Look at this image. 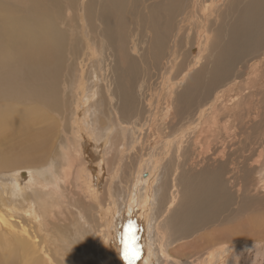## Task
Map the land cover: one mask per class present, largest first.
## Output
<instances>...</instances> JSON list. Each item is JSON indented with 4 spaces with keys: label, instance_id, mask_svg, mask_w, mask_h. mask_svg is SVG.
I'll list each match as a JSON object with an SVG mask.
<instances>
[{
    "label": "bare ground",
    "instance_id": "6f19581e",
    "mask_svg": "<svg viewBox=\"0 0 264 264\" xmlns=\"http://www.w3.org/2000/svg\"><path fill=\"white\" fill-rule=\"evenodd\" d=\"M128 11H133L137 19H130L126 22L123 14ZM71 15L78 17L80 19L78 25L82 26L81 46L79 43L81 52L79 53L78 48H73L80 55L79 61L74 63L75 67L80 69L79 72L81 71L79 75L82 80L81 84L85 80L91 82L94 70L98 69L105 83L103 88L112 108V112L108 115L104 109L107 100L100 97L96 103L102 111V116L97 122H91L92 109L87 110L84 116L85 122L80 123L84 131L83 138L89 144L96 141L109 145L110 153L111 149H117V140L121 134H124V131L129 136L130 134L136 136L139 132L141 135L143 133L146 135L147 131L148 138L153 136H156L155 139L160 138L156 142L150 140L148 146L150 145L152 149L148 157L151 159L146 160L141 167H137L140 168L138 171H141L139 177L143 174L146 177L141 179V184L147 186L146 189H151L157 177L151 173L152 170L156 172L162 170L161 175H167L168 180L171 177V174L167 173L168 168L175 161H178L177 171L182 165L185 168L189 166L191 171H195L202 165L206 167L211 161L221 165L228 163L225 157L230 155L232 149L238 148L237 145H241L239 141L241 133L238 132L241 126L236 124L238 120L234 124L220 121L221 111H230L234 109L233 106L242 108L239 104L245 103L247 95L241 97L239 95L247 92L246 86L251 87L252 82L257 79L264 80L260 76L264 72V54L253 59L252 63H248V58L257 53L255 50L261 52L264 49V0H25L24 3L19 0H0V223L4 222L0 225V244H10L6 250L1 252L3 256L0 257V264H92L93 262L96 264L95 252L101 256V250L110 243L114 264H124V260L120 257L122 248L117 241L120 239V231L122 229L127 231L128 227L125 225L131 222L134 225L137 242L141 247V255L137 264H184L185 256L181 253L185 252L186 246L180 242L190 238L198 228L201 229L219 218V213L225 210L226 204L230 205L232 201L233 194L229 191L233 188L237 190L240 185L235 181L238 175L235 174V179V176H232L233 181L228 180L233 187L228 191L224 186L228 183L227 181L224 183V180L218 177L205 178L204 174L198 175V180L185 185V198L178 203L177 208L169 217H166L165 213L168 212L165 210L175 206L177 197L173 195L171 201L167 200L166 191L167 187L170 188V184L163 181L159 188L161 201L159 200L154 212L150 211L151 206L148 204L147 197L142 200L135 198L134 192H124L122 196L119 192L116 198L120 202L115 201L117 203L115 214H118L116 216L114 214V219L110 220V224L113 225L111 228L115 229L114 232L112 231L113 234L109 232L105 236L97 230L96 232L81 213L77 217L82 225H78L72 213L73 202L82 208L96 201L101 206L99 203L107 191L111 189L109 195L112 197L116 186L112 183L114 179L109 160V164L102 165L96 172L90 171V187L85 192L86 183H88L85 177L89 174L88 169L82 168V165L92 164L80 158L73 159L71 156L73 150L70 153L71 149L68 152L64 149L65 157L62 163L66 166L59 169L55 166V159H53L56 157L53 156L57 153L56 148L53 154H50L52 151L50 145H55L58 149L62 138L64 144L71 143L70 122L74 120L72 119L74 116L71 101L75 102V95L71 97V99L74 98L72 100L69 96H67L69 99L63 96L64 92H66L65 95L68 93L64 86L62 87L65 91L61 88V82H59L62 75L61 70H67L66 66L65 69L61 67L66 47H64L66 35L63 27H72L74 20ZM61 16H67L66 19L69 21H63L64 18ZM214 17L216 24H220L216 31L217 34L226 29L227 40L216 54L215 49L211 54V59L208 61L212 66L204 64V67L198 70L197 68L203 65L206 59L205 53L208 51L207 45L210 43L209 35H211L208 27L214 23ZM148 18L151 19L146 23L145 20ZM126 23L131 25V29ZM150 24L153 26H149ZM187 27L195 31L193 32V46L190 50L193 55L187 57L190 61L186 70L187 74L181 81L172 83L170 75L175 66L180 65L181 42L188 30ZM72 29L70 33L74 32ZM154 29L157 34L154 33ZM214 31L215 29L212 32ZM129 41L131 46H129ZM146 42L155 50V55L154 52H150L149 59L145 51L143 53L141 51V47ZM68 46L70 47V44ZM160 60H165V63L161 62L162 65L156 66ZM186 61L183 62L184 65ZM148 65L151 69L154 65L156 69L157 67L163 69L159 87L149 86L148 93L151 92L149 98L147 94L142 95L140 92L145 87L142 74L148 69ZM71 74L74 76L76 72L75 74L71 72ZM68 81L71 83V80L66 82L65 79V84ZM76 83L79 84V82ZM73 84L69 87L75 91ZM181 85L184 86L179 93ZM87 88L89 89L88 86ZM67 90L72 91L68 88ZM74 91L72 92L75 93ZM71 93H69L70 96ZM252 95L255 96L253 93ZM83 99L85 103L88 101L86 96ZM233 101L235 102L231 103ZM194 107L197 108L194 109ZM253 113H250L251 116ZM254 116L256 120L260 115L256 113ZM170 118L178 119L179 122L171 121ZM143 120L144 124H140L139 122ZM127 122H133L134 130H131V133L122 129L128 124ZM46 124L48 125L43 128L42 125ZM119 145L124 146L125 144L120 143ZM73 149L76 150V147ZM245 152L248 150L245 149ZM251 153L249 158L242 156L244 161H249L250 164L254 152ZM258 153V163H260L261 171L264 172V148ZM254 155L253 157L256 158ZM57 158L60 157L57 156ZM86 158L90 159L89 152ZM129 177L131 179L130 174ZM118 178H120V173L117 175ZM245 178L243 177L244 180ZM25 180L28 182L26 189L23 188ZM172 181L175 187L176 179ZM132 182L133 179H131V184ZM229 183L227 184L228 189L230 188ZM6 184L14 186V189L13 186L10 187L14 194L12 193L13 195L9 198L1 195L3 191L8 196L11 192ZM249 187L248 192L251 196H260L262 193L259 194V190L264 189V173L252 186L249 184ZM27 189L30 192H26ZM241 189L243 191V186ZM93 190H100V192L95 194ZM262 196L264 197V193L260 197ZM256 200L255 203L258 201ZM109 203H111L109 205L114 204L112 200H109ZM262 204H259L260 208ZM163 205L165 207H162ZM101 208L104 213L106 206L103 204ZM241 208L245 210L247 205ZM241 208L239 209L242 210ZM244 213L239 214L241 217L237 216V218H249L247 217L249 213L246 212V216ZM15 216L24 219L22 221L24 223H21L22 227H17L13 223L12 219ZM113 220H119V223ZM250 220L251 218L248 221ZM245 221L248 222L244 218L241 223L245 224ZM253 222L256 223V221ZM259 225L263 226V224ZM233 226L229 223L230 228ZM249 228L251 229V224ZM263 228L264 226L261 227ZM219 231L221 233V230ZM223 231L222 233H225ZM261 232L264 233V230ZM222 233L218 234L222 235ZM257 234L259 235L260 231ZM246 236L244 234L243 238L247 240L243 243L240 233L232 234L229 239L231 242L227 244L232 250L240 248L238 246L242 244L250 249L264 239L262 238L264 235L260 236L259 241L255 240L254 235L252 237L250 233ZM222 237H218L217 241L219 242ZM217 241H211L208 245L205 242V253L197 258L195 255L191 257V263L200 264L210 249L224 250L226 246L220 245L217 248ZM197 243L200 245L201 242L196 241L195 244L192 242L188 246L193 248ZM1 248L4 247L1 246ZM104 252L109 256L107 248Z\"/></svg>",
    "mask_w": 264,
    "mask_h": 264
},
{
    "label": "rangeland",
    "instance_id": "374dc122",
    "mask_svg": "<svg viewBox=\"0 0 264 264\" xmlns=\"http://www.w3.org/2000/svg\"><path fill=\"white\" fill-rule=\"evenodd\" d=\"M19 1L21 3H24L25 2V0H19ZM142 5H143V3H142ZM133 13H134L133 11H128V12H126V13L123 14V17H125L126 22H128V20H130V19H137L136 18L137 16L133 15ZM64 16H61V18H64L62 20L63 21H69V20L66 19L67 16L66 17H64ZM71 17H73V20H74V23L72 24V27L71 28H70V26H69V28L63 27L64 28L63 31H64V33L66 35V39H65V42H64L65 43L64 47L65 46L66 47L64 48L63 61L61 62V64H62L61 67H62V69H65V66H66V69L67 70H64V71L61 70L62 72L59 71L62 74L60 76V78H59V82H61L60 83L61 84V88H63L62 86H64V88H66L65 90L68 93L67 95H65L66 92H64L63 93V96H65V97L69 96L70 100H72V99L75 98L74 99L75 102H73V100L71 101L72 102V105H73L71 107H72V112H73V116H74L72 118L74 120H71V122H70V125H71L70 141H71V143L69 145L64 144V142L62 141L63 140V138H62V140H61V142H60V144L58 146V149H57V146L55 147V145H50V147L52 148V151L50 152V154L51 153L53 154V151L56 148V151H57L58 154L57 153L54 154L53 156H56V157H54L53 159H55V166L57 168H59V169H60V167L66 166L65 163H62V160L64 159L63 157H65L64 149H67V152L71 149V151H69L70 153L73 150V152L71 153V156H72L73 159L80 158L82 160H87L89 162V164H92L90 166H87L88 164H86V163H84L82 165V168L88 169V174H89V175H87L85 177V178H87V182H88V183H86L88 187L86 186V188L84 190L85 192L90 187V181H91L90 171H93L94 170L96 172L99 169V167H102V165H104L106 163L107 164L110 163L111 171H112V174H113L112 176H113V179H114V180H112V183H113V185L115 183V186H116V187H114L112 197L109 195V192L111 190L110 189L109 191H107L106 195L102 198L101 203H99L101 206L103 204H104V206H106V208L104 210V213H103V210H102L101 206L98 205V201H96V203H88V205H86V208H82L80 205L78 206V205H76L73 202V205H72V213L74 214V218H75L76 222L78 223V225H82L81 221L77 217V215L79 213H81V215L84 216L87 219V221L90 222V224L93 226V229L95 231L97 230V231L101 232L102 235L105 234V236H106V235L109 234V232H112L113 230H115V229H112L111 228V227H113V225L110 224V222H111L110 220L111 219H114V214H115L116 206H117V203H115V201L117 200L118 202H120V200L116 198L117 195L119 194V192H120V195L121 196H122V193H124V192L125 193L134 192L135 193V195H134L135 198L142 199V200H145V198L147 197L148 204L151 206L150 211L151 212L152 211L154 212L155 208H157V205L159 203V200L162 197L161 194H160V192H159V188H160V186H161V184H162L163 181L164 182H168L170 184V188L167 187V191H166V193H168V199L167 200H170L171 201L173 195H175L177 197V201L175 203V206L169 208V210H168V208H167V210H165V211L168 212V213H165L166 214V217H169V215L177 208L178 203H180V201L183 198H185L184 197V187H185V185L190 184V182H192V181L198 180L199 179V176L198 175L204 174V177L205 178L218 177V178L222 179V181L224 180V183L226 181L228 182V180H229V182H230V180L233 181L236 178V176L238 175L237 176L238 178H236L237 180L235 179V181H237L240 184V185L237 184V185H239L238 188H240V191L237 192L238 188L236 190L235 188L232 187V185L229 182H228L229 185H230L229 186L230 187L229 189H228V185H227L228 183L227 184L225 183L226 185L223 183L224 186L226 187V190L227 191L230 190L231 188H233L232 191L231 190L229 191L230 193L232 192L231 194H233L232 195V201L230 203L231 206L229 204H226V209L223 210V211H221L219 213V218L216 221L209 222L207 226L202 227L201 229L198 228L196 230V232L190 238L183 239L180 243L182 245L186 246V250H185L184 253H181V254H183L185 256V259H184L185 262H184V264H192L191 263V259H190L191 257H193L194 255H195V258H197L199 256H202L205 253L204 252V250L206 248L205 245L206 244L208 245L209 243H211V241H217V240H219L218 237H220V236L222 237L223 234H224V236H226V237L223 236L224 238L223 237H222L223 239L221 238V240L219 241L220 243L217 241V248L221 245V246H226L225 249L223 250V249H214L213 248V249L208 250L206 252V254L204 255V260H201L200 264H247V263L248 264H264V258H263L264 257V239H262L263 241L258 242V245L259 246L256 245L255 247L250 248V249H249V247H246L245 244H242L241 246H238L240 248H237V249H233L232 250L229 247V245L227 244V243H230L231 242V241H229V239L231 238L232 234L233 235L234 234H237V232L240 233V239H242V242L243 243L245 242V240H247L246 238H243L244 237V234L246 236V235H248V233H250L251 236L253 237V235H254V239L255 240L258 239V241H259V239L261 240L260 236L262 237L264 235V233L261 232L262 230H264V228L261 229V227L264 226V223L261 222V221L264 222V205L262 204V203H264V201H263L264 200L263 199L264 197L263 196L260 197L264 193V189H260L259 190L258 193L259 194L262 193V194L260 196H257V197L251 196L249 194V192H248V189L250 188L249 187V184H250V186H252L260 178V176L264 173L260 169V166H259L260 163H258V161H259V158H258L259 153L258 152L261 151V150H263V148H264V143H263L264 142V85H263L264 84V80L262 81V80H258L257 79V80H255V81L252 82L253 84H251V87L252 86H254L256 88H258V87L261 88L262 87L261 89H256V88L253 89L254 87L251 88L250 85H247L246 86V88H248L247 89V92H242L241 95H239L240 97L241 96H244V95H247V98L245 99V103L242 102L243 105H242V103L239 104V106L242 107V108H235L236 106H233L234 109H231L230 111H226V110H222L221 111L220 121H222V122H226L227 121V122H231L232 124H234V122L238 120L236 122V124L238 126H241V130L238 131V132L241 133V136L239 137V141H241V145H237L238 148L235 147L234 150L232 149V152L230 153V155H228V156L225 157V160L227 159L226 161L228 163H224V164L218 165V164H214L211 161V162H209L208 165H206V167L202 165L201 167H199L195 171H191V169L189 168V166H188V168H189L188 169V168H185L184 165H182L181 166V169L179 171H177L178 161H175L174 164L170 165V167L168 168V172L167 173H170L171 174V177H169L168 180H167V177H166L167 175H164V174L161 175L162 170H159L158 172H156L155 170H152L151 173L153 175L154 174L157 175V177H155V184H154V186L151 189H146L147 186L141 184V179H145L146 177L143 176L144 174L139 177V173H141V171L139 172L138 170L140 168H137V167H141L145 163L146 160L149 161L151 159V157H148V154H150L151 149H152V147L150 145L148 146V143H150V140H154V142H156L160 138H156L155 139L156 136H153V135H151L153 137L148 138L147 137V131L145 133L146 135H144V133H143V135H141L140 132H139V133H137L136 136H132V134H130V136L129 135H126V133L124 131V134L123 135L121 134V136L117 140V143H116L117 144V149H115V150L111 149V153H110V148H109L110 146L109 145H106L105 143H97L96 141L91 142V144H89V142H87L83 138L84 131L82 130V125L80 123L85 122L84 121V116H85V113L87 112V110L88 109H92V117L93 118H91V122H97V120L100 119L101 116H102V111L100 110V107L97 105L98 100L100 99V97L102 99H106L107 100V103H106V106L104 107V109L108 113V115L112 112V108L110 106V101H109V98L107 96V93H106L105 89L103 88L105 83L103 82L102 76H101V72L98 69H96L97 71L94 70V72H93V75L94 76H93L91 82H88V80H85L83 82V84H81L82 83V80H81V76H79V75H81V71L79 72L80 69H78V67L76 68L75 67V63H74L75 61H79L80 55L77 52H75L73 48H78L79 53L81 52V50H80L81 49V47H80L81 46L80 40H82V38H81L82 37V26L78 25L79 24V21L78 20H80L78 17L75 18L72 15H71ZM150 19L151 18L146 19L145 22L148 23L150 21ZM213 20H214V23H212L208 27V30L210 29L209 34L211 33V35H209V37H210V43H209V45H207L208 46L207 47L208 51H206V53H205L206 59L202 63L203 65H201V66H199L197 68L198 70H201L204 67V64H205V66L206 65H208L209 67L212 66V64L209 63L210 61H208V60L211 59V54L214 53V49H215V54H216L218 52V49H221L224 46L225 41L227 40V31H226V29L223 30L222 33L218 32V34H217L216 31H217L218 26L220 24L219 25L216 24L215 17L213 18ZM223 20H225V19L223 18ZM126 25H127V27H130L131 26L128 23H126ZM149 26H153V24H150ZM71 29L74 32H71L70 33ZM130 29H131V27H130ZM187 29H188V27H187ZM190 29H191V27H189V29L187 30V32L184 34V37H183L182 42H181L182 43V45H181V51L179 53V55H181V57H180V63H179L180 65H176L175 66V69L173 70L172 74L170 75V78L172 79V83H173V81H179V80L181 81L183 79V77L187 74V71L186 70L188 69V66L190 65V61L187 59V57L189 58L190 56L193 55V54H191L192 51L190 52V50H191V48L193 46V42H194V39H193L194 38V33L193 32H195L194 30H190ZM214 29H215V31L212 32ZM128 31H129V29H128ZM158 31L160 32V30H158ZM154 33L157 34L156 29H154ZM76 34H77V36H76ZM128 35H129V32H128ZM220 35H222V36L220 37ZM191 38L193 40H191ZM130 40L132 41V39H130ZM79 43H80V46H79ZM68 44H70V47L68 46ZM73 44H74V46H73ZM129 46H131L130 41H129ZM192 50H194V49H192ZM141 51H142V53H143V51H145L146 57L148 59L150 57V55H149L150 52L151 53L154 52V55H155V50H154L153 46L150 45V44H148V42H146L141 47ZM255 51L257 53H255L254 55H252V56H250L248 58V61H249L248 63L249 64L253 62V59H256L257 57L262 56L264 54V53H262V52H264V49L261 50V52H259L258 50H255ZM67 52H69L71 55H69ZM183 52H184V55H182ZM82 55H83V53H82ZM179 55H178V57H179ZM71 60H72V62H71ZM184 61H186V65L183 64ZM161 62H164L165 63V60H160L159 63L156 64V66L162 65ZM66 63H68V65ZM150 63H152V62H150ZM69 64H71V65H69ZM72 64H74V66ZM149 66L150 65H148V67H147L148 69L146 68L148 71L145 70L144 73L142 74V76L144 75V77L142 79L145 81V87L142 89V91L140 90V92L142 93V95L147 94L148 95V98L150 97L149 94L151 93V92L148 93L149 86H153L154 88L159 87V82L162 81V77H163V75L161 73V71L163 69L162 70L161 69H158V67L156 69V66L155 65H154V68L151 69V66L150 67ZM179 67L180 68L182 67L181 69H183V70H181ZM208 68H206V69H208ZM69 70L71 72H73L74 74L76 72L75 75H77V77L75 75H74L75 77L72 76L73 74H71V72ZM66 71H68L69 74ZM64 73H66L65 74L66 75L65 78H64ZM163 73H164V71H163ZM69 75H70V77H69ZM62 76H63V78H62ZM260 76H262V79H264V72H262V74ZM65 79H66V82H67V80H71V83H70V81H68V83H67L68 84V87H67V84H65ZM76 82H79V84L76 83ZM71 84L74 85L75 91L73 90V88H70L69 87V86H71ZM77 85H79V86H77ZM81 86H82V88H83L84 91L82 90ZM84 86H85V88H84ZM87 86L89 87V89L87 88ZM183 86L184 85H181V87L179 88V90H178L179 93L183 90ZM64 88H63V90H64ZM67 88L69 90L72 89V91H74L75 93H73L72 91H71L72 93L70 91L68 92ZM225 88H227V87L225 86ZM96 89L97 90H100L101 89V90L100 91H97ZM180 89H181V91H180ZM255 90L258 91V92H256ZM83 92H84V94H83ZM69 93H71V96H70ZM98 93H100V95H98ZM252 93L255 94V96H253ZM256 93L259 94V95H257ZM103 94H105V96ZM232 94H234V93H232ZM74 95H75V97L71 99V97L74 96ZM249 95H251V96H249ZM85 96H86V100H88L86 103H85V99H83V98H85ZM106 96H107V98H106ZM234 102L235 101H233L231 103H234ZM85 104H86V106H85ZM92 104H93V106H92ZM220 107H222V106H220ZM196 108L197 107H194V109H196ZM246 109H247V112H246ZM82 110H84V111H82ZM93 110L95 112H93ZM99 110H100V112H99ZM236 111L238 112V114H237ZM248 111L250 113L254 112L252 114L253 116H251V114L248 113ZM256 113L259 114L261 117L259 116L260 118L258 117L256 120H254V118H255L254 115ZM75 117H76V120L77 121L75 120ZM170 120L171 121L172 120H176V122H179L178 119H171L170 118ZM105 123H108V122H105ZM127 123L128 124H126V126H123L122 129H125V130H127L126 132L131 133V130H134L133 129L134 128L133 122H127ZM139 123L140 124H144V120H143V122H139ZM47 125L48 124L42 125V127L45 128ZM125 135H126V137H125ZM54 137H52V138L54 139L55 142H57V140H56L57 139V134H56V137H55L56 139ZM49 139H51V138H49ZM124 140H128V141H124ZM131 140H132V142H131ZM84 142H86V143H84ZM120 143H124L126 146L125 145L124 146L119 145ZM97 145H100V146H97ZM62 146H64V148ZM245 146H248V147H245ZM61 147H62V150L60 149ZM75 147H76V150L77 151L75 149H73ZM101 147L103 148V150H102ZM98 148H100V149H98ZM245 149L248 150V152H245ZM251 150L254 152L255 155L254 154L253 155L256 158H254L253 155H252V157H251L252 162L250 164L249 161H248L249 163L248 162H245L244 159L242 158V156H244L246 158L247 157L249 158L251 156L250 154H252L251 153L252 152ZM61 151H62V153H61ZM106 151H107L108 154L106 153ZM240 151H241V153H239ZM74 152H75L76 155L74 154ZM86 152L87 153L89 152L90 159L86 158V155H87ZM62 154H64V155H62ZM82 155H84V156H82ZM97 155L100 156V157H98ZM136 155H138V156H136ZM57 156L60 157V158L58 159ZM102 157H104V158H102ZM141 158H142V160H141ZM253 158H254V160H253ZM108 160H109V163H108ZM138 160H139V163H138ZM253 161H254V163H253ZM218 162H220V161H218ZM252 163H253V165H252ZM212 164H214V165H212ZM231 164H232V166H231ZM250 165H251V167H250ZM39 167H42V165L41 166L39 165ZM250 169H253V170H250ZM118 173H120V178L117 179ZM248 173H250V175ZM129 174L131 175V179H133L132 184H131V179L129 177ZM232 174H234V175H232ZM235 174H236V176H235ZM230 175H231V178H230ZM219 176H221V177H219ZM227 176H229V177L227 178ZM232 176H235L234 179H232L233 178ZM107 177L110 178V176H107ZM223 177L224 178L226 177L227 179L226 178L224 179ZM239 177H240V179H239ZM243 177L244 178L246 177L245 180L243 179ZM18 178H20V177L18 176ZM97 178L98 177H96V180H98ZM174 178L176 179L175 187H173L174 181H172ZM242 179L245 182H243ZM21 181H23V180L21 179ZM134 182H135V184H134ZM246 182L249 183V184H247ZM22 184H23V182H22ZM85 185L83 186V189H84ZM12 186H13V184H9V186L6 184V187L9 188V190H11L9 196L6 194L5 191H3L1 195L4 196V197H6V198H9L10 196H12L14 194V191H13L14 186H13V189H11ZM242 186H243V191L241 189ZM27 187H28V182L25 180V184L23 185V188L26 189ZM132 187H133V189H132ZM245 187H247V188H245ZM105 189H106V185H105L104 190ZM93 191H94L95 194H97V193L100 192V190L99 191L98 190L97 191L96 190H93ZM246 191L248 193H246ZM26 192H30V190L27 189ZM255 198H257L258 201ZM261 198L263 200H261ZM248 199H249V203L250 204L247 203L248 202ZM109 200H112L114 202V204L113 205H109V204H111V203H109ZM255 200L258 203L257 202L255 203ZM251 201L252 202L254 201V203H251ZM56 203L58 204V201H56ZM242 203H243V205H247V208L245 210H243L241 208L243 206ZM259 204H262V208H260ZM162 207H165V206L163 205ZM228 207H230V208L228 209ZM100 208H101V211H100ZM239 208H241L242 210H240ZM248 209L249 210L252 209L251 212ZM259 209H260V211H259ZM110 211H111V213H110ZM112 212H114L113 215H112ZM243 212H245L244 213L245 214L244 216H246V212L249 213V214H247V217H249V218L244 217L247 221L251 218V220L248 221L249 224L246 221L244 222L245 224H242L243 222L241 223V221L244 219L243 217L242 218H237V216L239 217L240 215H243ZM96 214H97V216H96ZM117 214L118 213H116L115 216ZM262 218H263V220H262ZM12 221H13V223L17 227H20V226L22 227L23 224L21 225V223H24V222H22V221H24V219H19L17 216H15L12 219ZM113 221H116V223H119V220H113ZM253 221H256V223L253 222ZM129 222H131V220H129ZM3 223L4 222L0 223V225L3 224ZM229 223H230L231 226H232V224L234 226L230 228L229 227ZM129 224L130 223H128L125 226L128 227ZM131 224H132V222H131ZM250 224H251V229L249 228L250 227ZM259 224H263V226L262 225H259ZM117 226H118V224H117ZM125 226H123V228H126ZM213 226H214V228H213ZM217 226H218V228H217ZM258 226H260V227H258ZM253 227L255 228V230H254ZM257 227H258V229H257ZM215 228H217V229H215ZM252 228H253V230L255 232L258 231L257 233H259V231H260V234L258 235L257 233H255L252 230ZM234 229H235V232L237 231L236 233L234 232ZM219 230H221V233L224 230L225 233H222V235H219V234H221ZM241 231H243V232L245 231V233H243V232L241 233ZM113 232H112V234H113ZM120 232H121V235H122V233L123 232H126V231L124 229H122V231H120ZM252 232H254L253 235H252ZM226 233H227V235H225ZM214 234H217V235L215 236ZM256 234L259 237H257ZM121 235H120V237H121ZM229 235H230V237H229ZM200 237H201V239H200ZM203 237H204V239H203ZM211 237H212V239H211ZM262 238H264V236ZM110 240H111V238H110ZM119 241H120V239L117 241V243H120ZM196 241L197 242L200 241L201 242V243H199L200 245H198V243H197V245L194 246L193 248L188 246V244H190L192 242L195 244ZM249 241H251V240H249ZM205 242H206V244L204 245ZM2 244H0V245L3 246L4 248L2 249L1 246H0V250H2V251H0V257L1 258L3 256V253H1V252H3V250H6L7 246L10 245V244L9 245H5V244L2 245ZM111 245H112L111 243L110 244H106V248H107V251L109 253V256H107L105 254V252H104V250L106 248H103L101 250V256H98V254L95 252V261H96V264H114L113 258L111 256V254H112V251H111L112 250V246ZM116 246H117V244H116ZM227 248H229V249H227ZM253 249H254V251H252ZM260 249H262V250L260 251ZM189 250H191V251H189ZM193 250H195V251H193ZM169 251L171 253L172 252V249L169 250ZM189 252H191V253H189ZM249 253H250V255H249ZM120 257L122 258V252L120 253ZM249 260H250L251 263L249 262ZM125 263L126 262L124 261V264Z\"/></svg>",
    "mask_w": 264,
    "mask_h": 264
},
{
    "label": "snow or ice",
    "instance_id": "6c2138e0",
    "mask_svg": "<svg viewBox=\"0 0 264 264\" xmlns=\"http://www.w3.org/2000/svg\"><path fill=\"white\" fill-rule=\"evenodd\" d=\"M129 233L131 234L132 239L131 244L128 242ZM120 245L122 248L123 259L126 264H137V260L141 255V247L137 242L133 224L130 223L127 231L122 233L120 237Z\"/></svg>",
    "mask_w": 264,
    "mask_h": 264
},
{
    "label": "clouds",
    "instance_id": "9594fccd",
    "mask_svg": "<svg viewBox=\"0 0 264 264\" xmlns=\"http://www.w3.org/2000/svg\"><path fill=\"white\" fill-rule=\"evenodd\" d=\"M128 242H129V244H131L132 243V239H131V234L129 233V236H128ZM122 259H123V255H122ZM124 260V259H123Z\"/></svg>",
    "mask_w": 264,
    "mask_h": 264
}]
</instances>
